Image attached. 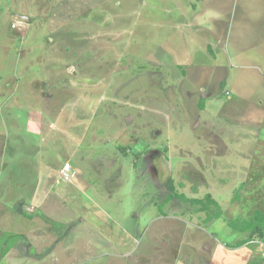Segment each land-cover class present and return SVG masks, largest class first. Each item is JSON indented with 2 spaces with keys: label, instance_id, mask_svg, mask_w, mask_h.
I'll return each instance as SVG.
<instances>
[{
  "label": "rangeland",
  "instance_id": "obj_1",
  "mask_svg": "<svg viewBox=\"0 0 264 264\" xmlns=\"http://www.w3.org/2000/svg\"><path fill=\"white\" fill-rule=\"evenodd\" d=\"M188 5L0 0V264H190L250 238L264 0H203L215 51L175 30ZM199 53L212 64H182ZM169 180L218 206L166 202ZM262 245H245L250 261Z\"/></svg>",
  "mask_w": 264,
  "mask_h": 264
},
{
  "label": "crops",
  "instance_id": "obj_2",
  "mask_svg": "<svg viewBox=\"0 0 264 264\" xmlns=\"http://www.w3.org/2000/svg\"><path fill=\"white\" fill-rule=\"evenodd\" d=\"M191 5H188L186 10L180 11L179 17L175 19V30L178 29V32L187 40L190 41L191 44L194 45L195 49L205 48L209 50H219L223 48L224 39L221 33V24L218 20L215 19V15L212 16L210 13H206L201 8V4L203 0H190ZM192 3H194L195 9L190 10L189 7H192ZM193 8V7H192ZM261 33H264L262 30ZM217 44H215V43ZM212 46V47H211ZM201 60L197 61V63H191L189 61L183 62L184 59L181 57L182 64L190 65L191 67H195L199 62L204 63L205 60H208V63L212 64L209 61V58L205 54L199 53ZM264 65V61L262 63ZM204 101V100H203ZM260 121V119H259ZM259 130L260 136L258 137L260 140H264V119L259 122ZM264 144L263 141L260 144ZM244 172V171H243ZM256 173V185L253 188H258L257 193H264V156L263 154L256 155L255 159V167L252 175ZM245 174V173H244ZM258 174V175H257ZM258 177V178H257ZM260 188V189H259ZM218 243L213 242L212 253H210L211 260L200 259L199 262L193 261V257H189L190 264H248L250 262V253L249 249L245 246L241 248L230 249L224 242ZM249 254V255H248Z\"/></svg>",
  "mask_w": 264,
  "mask_h": 264
},
{
  "label": "trees",
  "instance_id": "obj_3",
  "mask_svg": "<svg viewBox=\"0 0 264 264\" xmlns=\"http://www.w3.org/2000/svg\"><path fill=\"white\" fill-rule=\"evenodd\" d=\"M167 187L170 191V195L169 197L167 198V201L166 202H171L173 200H183L185 202H189L191 203L192 205H195V206H201L200 210L202 212H206L209 208V206H218V203L216 200H214L211 195H208L206 197V199H189L187 198L185 195L183 194H179L177 191H176V188L173 184V180H169L168 181V184H167ZM233 227H236V224H233L232 225ZM243 231H250L251 232V236L249 239L241 242L237 248H241L245 245H247L254 236H258V237H264V213L260 212V211H255L254 212V217L252 220H250L249 222L246 223V225L244 227L241 228ZM14 246V245H13ZM11 246V248L13 247ZM11 248H6L3 252V255L4 256L6 253H9ZM248 264H264V260L260 259V260H257L255 261L254 263V260L253 261H250Z\"/></svg>",
  "mask_w": 264,
  "mask_h": 264
},
{
  "label": "built area",
  "instance_id": "obj_4",
  "mask_svg": "<svg viewBox=\"0 0 264 264\" xmlns=\"http://www.w3.org/2000/svg\"><path fill=\"white\" fill-rule=\"evenodd\" d=\"M70 165L67 164V166L65 167V180H70V175H69V172H70ZM264 247V245H262Z\"/></svg>",
  "mask_w": 264,
  "mask_h": 264
},
{
  "label": "water",
  "instance_id": "obj_5",
  "mask_svg": "<svg viewBox=\"0 0 264 264\" xmlns=\"http://www.w3.org/2000/svg\"><path fill=\"white\" fill-rule=\"evenodd\" d=\"M22 18H23L25 21H30V18H28V17L22 16Z\"/></svg>",
  "mask_w": 264,
  "mask_h": 264
}]
</instances>
